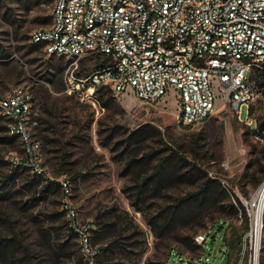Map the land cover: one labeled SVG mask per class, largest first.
I'll use <instances>...</instances> for the list:
<instances>
[{
  "label": "rangeland",
  "instance_id": "obj_1",
  "mask_svg": "<svg viewBox=\"0 0 264 264\" xmlns=\"http://www.w3.org/2000/svg\"><path fill=\"white\" fill-rule=\"evenodd\" d=\"M26 1L28 0H0V44L10 52L8 58L0 60V68L4 61L10 62L7 67L8 75L0 69V100L11 96L18 89H24L33 96L30 128L35 136L34 142L39 146L38 163L41 172L29 165L31 162L26 157V149L20 138L18 142L4 139L12 134L10 121L0 111V189L12 188V201L20 203L19 208L24 207V202L33 199L30 189L22 191L26 182L44 180L43 184L34 187L35 191L32 190L35 194L40 191V187L44 188L47 180L68 183L70 192L57 194L52 188L51 194L47 196L48 200L40 201L34 206L30 204L25 211L27 214L21 212L23 217L41 212L48 214L53 210L63 212L69 206L78 213L76 224L79 228L95 229L101 216L109 211L119 210L129 213L130 221L137 224L139 232L143 233L141 237L134 239L139 238V251L142 255L136 262L127 260L121 263L191 264L188 260H192L195 261L194 264H240L245 253L243 264H249L251 243H247V238L253 225L252 207L256 209L252 201L264 184V132L259 133L256 126V120L264 116V94L251 106L254 122L252 124L249 121L251 125L241 122L218 94L215 114L204 124L191 127L179 121L180 104L173 89L152 106L139 100L132 90L117 94L111 100V94L107 95V92L97 95V89H103L99 87L94 96L89 97L86 88L81 86L79 90L76 89L74 78L90 77L105 67L104 59L97 55L85 57L72 78L69 60L49 56L43 48L40 51L31 48V36L51 25L57 0H29L28 8ZM13 73L17 74L14 79L11 75ZM70 89L76 92L70 94ZM100 97L104 98L103 101L110 100L107 106ZM248 116L249 108L244 106L241 118L246 121ZM138 132H142L145 140L141 149L158 153V159L169 155L162 154L168 148L181 150L191 158L196 157L203 168L211 176L218 178L231 195L238 197L246 209L248 220L240 215L228 224L226 233L225 230H214L212 236L215 238H208L205 258H209V262L205 259L201 261L204 247L197 242V237L209 234L214 229V222L210 221L207 229L197 235V251L174 245L182 253L181 256L173 249H167L162 240L155 238L144 217H151L162 201L176 199L180 195L179 191L182 194L191 191L194 188L192 185L183 183L166 189L150 202L151 209L140 206L142 212H137L132 206L135 201V193L131 189L133 184L128 177L122 176V163L115 159L122 155L125 142ZM115 149L117 152H112ZM14 161L20 165L13 164L12 167L11 162ZM19 166L22 168L18 176L11 180L10 175ZM36 176L39 178H35ZM5 180L8 184L6 187ZM19 189L21 193L15 195ZM27 191L29 192L26 193ZM108 218L106 216L101 222L109 221ZM64 220L70 228H74L67 212ZM247 222L250 230L244 234ZM60 225H63L62 221ZM30 228L23 227L21 238L28 240L32 236ZM235 229L244 236L243 243L233 251L229 241ZM1 237L6 238L7 233L2 234L0 227V239ZM69 246L73 254L72 260L61 256L57 258V264H76L81 253L84 254L79 237L71 241ZM99 247L100 244L93 243L92 252H96ZM223 252L228 258L222 261ZM31 256V260L35 257L42 261L49 259L48 252L32 251ZM260 263L263 264L261 256ZM15 264H19L18 261Z\"/></svg>",
  "mask_w": 264,
  "mask_h": 264
},
{
  "label": "built area",
  "instance_id": "obj_2",
  "mask_svg": "<svg viewBox=\"0 0 264 264\" xmlns=\"http://www.w3.org/2000/svg\"><path fill=\"white\" fill-rule=\"evenodd\" d=\"M32 42L43 43L49 56L69 60L72 78L85 57L103 58L104 68L86 79L74 78L76 89L86 88L89 97L99 87L115 95L132 90L152 106L173 89L185 126L202 125L214 115L218 94L241 122L251 125V106L264 94V0H57L52 24L33 34ZM33 100L18 89L0 100V111L10 121V133L22 140L29 165L41 172L30 128ZM244 106L249 108L246 121ZM63 187L70 192L68 183ZM66 209L93 264L90 232L76 224L75 209ZM197 242L204 247L201 261L209 262L205 236ZM248 242L249 264H261L262 240L257 242L253 225ZM244 258L245 253L240 264Z\"/></svg>",
  "mask_w": 264,
  "mask_h": 264
},
{
  "label": "trees",
  "instance_id": "obj_3",
  "mask_svg": "<svg viewBox=\"0 0 264 264\" xmlns=\"http://www.w3.org/2000/svg\"><path fill=\"white\" fill-rule=\"evenodd\" d=\"M26 3V8H28L30 1L28 0ZM31 48L40 51L42 48L45 49V45L43 43L31 42ZM9 56L10 52L0 44V60L6 59ZM9 65L10 62L8 61H4L1 64L0 69H2V72H6V75H8L7 67ZM11 75L12 79H14V76L17 74L13 73ZM262 87H264V82L262 83ZM102 88L97 89V95L107 92V95L111 94V100L115 99V94L110 88ZM100 100L106 106L110 101H103V97H100ZM250 113L252 115V111ZM256 126L259 133L264 132V116L256 120ZM142 137V132L131 136L123 146L122 155L115 159L122 163V176L128 177L133 184L131 189L135 193V201L132 202V206L137 212H142L140 206L150 207L151 209L150 202L172 186L187 183L194 187L191 191L186 192V194H182L179 191L180 195L176 199L173 198L170 202L162 201L151 217L144 214L146 223L153 232V235L156 239L162 240L167 249H173L174 252L181 256L182 253L179 250L177 251L174 245L190 251H197L199 246L196 245L195 239L197 235L207 229L210 221L214 222L215 226L209 234L205 235L206 245L210 236L215 238L212 236L214 230L218 232L225 230L226 233L228 224L240 215L245 216L246 220H248L246 209L239 198L233 194L231 195L218 178L211 176L209 171L203 168V165L196 157L191 158L181 150L168 148L162 154L169 155L163 159H158V153L154 151L147 152L141 149L142 144L145 142ZM4 139L11 142H18L20 140L17 135H7ZM20 143L22 144L21 141ZM112 152H117V149L112 150ZM26 157L28 159L27 153ZM13 164L14 162H11L12 167ZM21 168L19 166L13 170L10 175L11 180L16 179ZM24 168L27 169L26 167ZM43 181V179H40L37 182L34 180L30 183H24L22 191L26 190V188L30 189L29 191L33 195V199L24 202L23 208H19L20 203L12 201L13 198L11 196H14L12 188H7L8 190L4 188L0 189V227L2 234L7 233L6 238L1 237L0 239V262L15 264L18 261L19 264H57V258L61 256H65L67 260H72L73 254L70 251L69 243L76 239V237H79V235L64 220L67 210L63 212L53 210L52 213L48 214L41 212L27 218H24L21 213L27 214L25 211L30 204L34 206L40 203V201L48 200L47 196L51 194L52 188L57 194H64L65 189L63 184L50 180H47L44 188L40 187V191L35 194L34 187L37 188L38 185L43 184ZM7 185V180H5L4 187ZM33 189L34 191H32ZM20 193L21 190L19 189L15 192V195ZM123 213L119 212V210L109 211L97 221L95 229L93 227L88 229L90 232V247L92 248L93 243L95 245L100 244L99 249L94 255L93 264H126V262L121 263V261L130 260L131 262H136V259L142 255V252L139 251V238L134 239L141 237L143 233L139 232L137 224L130 221V214L127 212ZM106 216L109 217V221L101 222V219L106 218ZM61 221L63 225H60ZM25 222L27 224H23ZM26 226L31 227L29 232L33 233L28 238L29 241L20 236L23 227ZM249 230L250 226L247 222L244 234ZM92 233L94 236H92ZM244 234L241 235L236 229L232 232L229 246L233 251H236L238 246L243 243ZM129 240L131 242H128ZM263 249L261 260L264 264ZM32 251L34 253L48 252L49 259L47 258V260L42 261L39 257H35L31 260ZM37 258L39 261H37ZM117 261H120V263ZM188 261L191 264L195 262L192 260ZM76 264H90V262L81 253Z\"/></svg>",
  "mask_w": 264,
  "mask_h": 264
},
{
  "label": "bare ground",
  "instance_id": "obj_4",
  "mask_svg": "<svg viewBox=\"0 0 264 264\" xmlns=\"http://www.w3.org/2000/svg\"><path fill=\"white\" fill-rule=\"evenodd\" d=\"M252 204L256 207L253 208V233L257 237V242L263 239L264 235V184L253 198Z\"/></svg>",
  "mask_w": 264,
  "mask_h": 264
},
{
  "label": "crops",
  "instance_id": "obj_5",
  "mask_svg": "<svg viewBox=\"0 0 264 264\" xmlns=\"http://www.w3.org/2000/svg\"><path fill=\"white\" fill-rule=\"evenodd\" d=\"M224 256H225V259L228 258V256L226 254H224Z\"/></svg>",
  "mask_w": 264,
  "mask_h": 264
},
{
  "label": "water",
  "instance_id": "obj_6",
  "mask_svg": "<svg viewBox=\"0 0 264 264\" xmlns=\"http://www.w3.org/2000/svg\"><path fill=\"white\" fill-rule=\"evenodd\" d=\"M225 254V252H223Z\"/></svg>",
  "mask_w": 264,
  "mask_h": 264
}]
</instances>
